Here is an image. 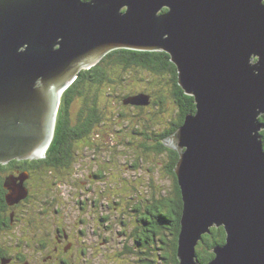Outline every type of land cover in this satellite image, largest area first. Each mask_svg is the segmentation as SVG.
<instances>
[{"label":"water","instance_id":"obj_1","mask_svg":"<svg viewBox=\"0 0 264 264\" xmlns=\"http://www.w3.org/2000/svg\"><path fill=\"white\" fill-rule=\"evenodd\" d=\"M116 49L168 53L195 98L164 139L179 153V264H201L221 226L207 264H264V0H0V163L45 156L65 90ZM28 176L6 179L9 204Z\"/></svg>","mask_w":264,"mask_h":264},{"label":"flooded vegetation","instance_id":"obj_2","mask_svg":"<svg viewBox=\"0 0 264 264\" xmlns=\"http://www.w3.org/2000/svg\"><path fill=\"white\" fill-rule=\"evenodd\" d=\"M105 58L106 56L101 61ZM110 65L112 64L106 67L107 74L111 72L108 70ZM121 73L124 74L123 71ZM125 77L126 75L121 76ZM138 94H148L150 103L126 104L124 98L123 103L132 106L133 111L151 106L155 109L154 104L161 109L164 103L163 96H156L155 93L146 90H137L130 96ZM94 105L100 109L97 103ZM176 108L177 105L174 106V109ZM177 113L168 117V124L162 131L171 128V122L179 119ZM81 114L83 115L81 112L75 119H70L73 129L70 130L66 144L69 150L63 149L58 159L61 165L50 167L49 170L58 173L56 176L66 174L69 183H72L75 176L74 164L81 159L76 157V154H80L84 145L88 147L91 144L90 137L94 132L92 128L83 130V133L78 135L77 125ZM133 115H136V118L142 117V113L139 112ZM167 137H163V142ZM94 144L92 143L93 146ZM175 155L173 151L158 153L174 186L176 174L174 175L169 168ZM38 159L40 158H36ZM30 161L14 159L7 164L1 163L6 165V169H0L2 188L0 190L4 195V199L2 198L4 202L0 201V264H171L169 260L171 225L156 222L155 212L159 209L153 200L154 195L147 198L125 196L124 200L129 204L125 213L122 210L118 213L107 212L100 192L97 193L99 187L93 186L100 178L99 172H94L82 175L84 177L80 182L82 186H67L65 192L64 186H57L59 196L41 193L40 198L35 200L32 199V194L34 189L40 187L39 184L35 186L40 180L37 179L34 186H31L33 175L36 174L38 177L47 171V167L40 163L34 169L29 166L30 170L26 167ZM23 171L29 173L25 180L29 194L20 202L9 204L5 181L9 176H16ZM62 179L66 182V178ZM32 205H35L34 209L29 208ZM75 212L76 216H73Z\"/></svg>","mask_w":264,"mask_h":264},{"label":"rangeland","instance_id":"obj_3","mask_svg":"<svg viewBox=\"0 0 264 264\" xmlns=\"http://www.w3.org/2000/svg\"><path fill=\"white\" fill-rule=\"evenodd\" d=\"M111 69H113L112 73L108 72L111 81H105L102 86L86 84L81 96L86 104L84 109L83 101L79 97L75 98L70 107V119H75L81 112L84 116H88L95 107L94 98L100 90L96 103L100 107L99 115L104 123L94 128L90 137L91 144L88 147L84 145L80 154H76V157L81 159L74 164L75 176L72 183H69L66 174L56 176L58 173L51 171L42 172L38 177L35 174L31 186H34L33 184L39 179L35 186L39 184L40 187L33 190L32 199H39L41 193L43 195L47 193V196H59L57 186H64L65 192L67 186H82L80 183L84 180L82 175L99 172L100 178L93 186L99 187L97 193L100 192L106 211L118 213L122 210L125 213L129 207L124 200L125 196L128 198L129 196H138V198L163 196L174 186L172 178L163 167L164 161L160 160L158 154L152 149H147L153 142L146 137L147 133L152 136L154 133L161 132L168 124V117L174 113L176 105L167 96L168 79L150 71L125 70L137 79L131 77L126 80L121 78L125 76L124 74L118 76L121 68L110 66L108 70ZM132 86L134 88L131 91L129 89ZM137 88L147 92L152 91L159 97L167 96L163 105L164 110L158 109L156 104H154L155 109L151 106L131 110L132 106L125 105L123 99L134 94ZM132 112L133 114L142 113V117L136 118ZM92 143H95L94 146ZM62 177L66 178V182ZM29 208L34 209L35 205ZM73 216H76V212Z\"/></svg>","mask_w":264,"mask_h":264},{"label":"trees","instance_id":"obj_4","mask_svg":"<svg viewBox=\"0 0 264 264\" xmlns=\"http://www.w3.org/2000/svg\"><path fill=\"white\" fill-rule=\"evenodd\" d=\"M166 10L167 8H164L162 12H165ZM109 64H112L110 65L112 67L118 66L119 68H121V71H123V73L126 75V80L127 78L131 79V77H133L135 80L137 79L132 74L129 75V72H125V70H142L143 72L150 71L168 79V92L170 94H167V96L174 100L175 104L177 105V108L173 111V115L175 116L178 112L177 114L179 115V119L175 122H171V128H167L165 132L161 131L158 133H154L152 136H149V134L147 133L146 137L147 139L150 138V140L153 142L152 146L147 147V149L150 148L157 154L163 153L165 151H173L176 153L175 157L172 158L171 166L169 168L175 175L174 167L178 160V153L177 151L168 148L164 144L163 137L169 136L180 125H182L187 113L196 110L195 98L194 96L187 95L179 85L177 66L171 61L170 55L168 53L164 51H140L132 49H116L111 51L106 55V58L103 61L99 62L97 65L93 66L90 69L83 70L77 80H75V82L65 90L62 96V102L58 113L53 141L43 158H40L38 160L33 159L30 161L31 163H28L26 165L28 169L31 170V166L32 169H34L35 166L40 163L47 167V171L50 170V167H59V165H61L60 163H58V159L60 158L63 149L69 150L66 144L68 142L70 130L73 129L70 120V107L75 98L79 97L80 99H82L81 96L84 93L87 83H93L94 85L102 86L105 81L110 80L106 70V67L109 66ZM112 71L113 69H111V73ZM121 71L118 76L122 74ZM168 74H170V77H168ZM134 86L130 87L129 90H133ZM137 90L141 91L144 89L137 88ZM149 93H152V91H150ZM99 94L100 90L94 98V103L97 102V97ZM167 96H163L162 102L164 103L161 105L162 111L164 110L163 105L167 100ZM82 101L83 105L85 106V101L83 99ZM99 111L100 109L98 110L97 107H93L89 115L84 120H82V118H84L85 116L81 114L80 121L77 125V128L79 130L78 135H81L83 133V130H92V128H95L96 125L104 123L103 118H101L99 115ZM158 119L161 118L158 117ZM260 119L264 120V115ZM75 130L77 131V129ZM261 134L264 143V130L261 131ZM65 146L67 148H65ZM3 168L6 169V165H2L0 163V169ZM32 173L34 172L32 171ZM175 179L176 186H172L170 191H166L163 196H153V200L155 201V204L159 209L158 212H155L156 222H166V224L169 223V225H171L169 227V260L171 261V264H179L178 239L181 230V217L184 207L181 189L178 184L176 175ZM0 189H2L1 182ZM2 198L4 199V195L0 190V201L4 202ZM225 240L226 231L222 226L213 227L211 229V233L204 234L202 239L199 241L196 249L198 260L200 261V263L207 264L215 256L214 252H212L213 247L218 244L225 243Z\"/></svg>","mask_w":264,"mask_h":264}]
</instances>
